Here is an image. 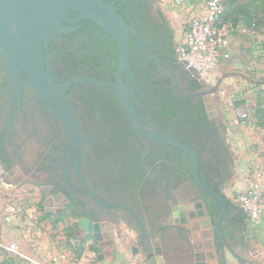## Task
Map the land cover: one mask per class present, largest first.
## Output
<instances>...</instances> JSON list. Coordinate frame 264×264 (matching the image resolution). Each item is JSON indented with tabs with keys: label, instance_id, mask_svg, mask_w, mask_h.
Segmentation results:
<instances>
[{
	"label": "flooded vegetation",
	"instance_id": "flooded-vegetation-1",
	"mask_svg": "<svg viewBox=\"0 0 264 264\" xmlns=\"http://www.w3.org/2000/svg\"><path fill=\"white\" fill-rule=\"evenodd\" d=\"M104 1L142 39L143 46L129 37L133 82L121 75L139 125L193 150L199 179L225 197L221 233L233 248L230 238L242 230L244 214L224 193L233 155L213 107L207 108L201 75L172 51L173 32L154 0ZM67 17L68 31L42 44L40 53L34 49L31 74L14 76L0 47V163L6 177L18 188L39 186L46 212L61 217L71 208L74 237L90 235L108 245L113 225L124 223L136 228L133 251L149 264H207L211 249L223 260L227 248L216 232L222 203L197 184L185 151L134 125L117 86L114 36L78 12ZM197 81L202 87H195ZM63 102L77 120V137ZM89 221L110 226L97 229ZM203 225H209V237Z\"/></svg>",
	"mask_w": 264,
	"mask_h": 264
},
{
	"label": "rangeland",
	"instance_id": "rangeland-1",
	"mask_svg": "<svg viewBox=\"0 0 264 264\" xmlns=\"http://www.w3.org/2000/svg\"><path fill=\"white\" fill-rule=\"evenodd\" d=\"M154 1L168 21L177 48L185 39L190 21L204 12L207 0H184L181 5H177L175 0ZM246 2L250 1L236 0L237 4ZM259 5L258 16H263L261 1ZM226 34L231 44V57L201 78L203 90L208 91L226 74L217 91L208 96L225 142L233 155L232 176L224 185V193L234 205L241 207L240 197L250 190V181L256 190L263 192L264 199V127L257 125L252 116L253 108L259 102L261 108H264V84L261 83L264 79V27L247 29L240 25L234 30L228 26ZM244 112L248 114L246 120L242 119ZM5 184L0 185V206L9 199L5 198L6 188H9ZM44 201L39 186L30 191L24 188L16 192L10 201L16 208L17 222H21L19 226H14L19 231L22 229L19 233L23 237H19L17 243L20 249H27L26 243L32 242L26 238L30 234V239L48 241L55 245L67 261L66 264H120L115 249L117 247L102 245L90 235L84 239L72 235L76 220L71 208H67L63 216L57 217L53 212L45 211ZM260 219L252 221L246 217L240 233L230 238L233 249L237 253L240 251L239 254L247 259L248 264V259L254 257L264 264V224L258 223ZM122 227L125 235L122 241L126 245L128 258L120 260L123 264H149L145 255L140 253L136 257L132 252V247L137 245L136 228H130L124 223ZM258 227L262 233L260 236L254 233ZM255 239L257 241H253ZM113 241L116 246L120 243L116 239ZM225 254L230 264H241L227 250Z\"/></svg>",
	"mask_w": 264,
	"mask_h": 264
},
{
	"label": "water",
	"instance_id": "water-1",
	"mask_svg": "<svg viewBox=\"0 0 264 264\" xmlns=\"http://www.w3.org/2000/svg\"><path fill=\"white\" fill-rule=\"evenodd\" d=\"M70 11L79 13V19H90L96 22L103 30L110 32L116 39L120 52V64L117 69V80L120 88H122L121 98L125 103L129 115L139 131L143 130L151 137L175 146L185 151L190 158L193 176L197 184L211 196L215 197L222 203V211L218 217L216 224V232L220 241L226 246L227 250L241 263L248 264L247 259L237 253L225 240L221 233V220L226 211L225 197L203 183L196 172L197 158L193 150L172 136L161 131H147L143 129L138 121L137 115L133 110L132 101L127 95V87L121 81V75L126 72L129 77V83L133 82V75L129 62V37L134 35L139 39L142 46L141 37L133 31L125 22L123 17L117 12L113 3L104 0H0V47L3 50V57L8 63V68L14 73V76L20 77L21 71L26 70L31 74L34 69V49L41 52V46H47L48 42L53 40L57 35L68 31L64 22L71 21L67 15ZM226 74L221 76L217 84L208 91L203 93L213 94L217 91L221 81ZM42 82H38L37 87H41ZM207 96V108L210 110L213 104ZM63 109L69 112L68 125L73 136L78 135V129L75 126L77 120L71 109L63 102ZM91 226L99 229L101 226H110L108 222L94 223L89 221ZM108 237H112L113 233L108 232ZM204 237H209L211 231L209 225H203ZM208 247V243L205 245ZM210 259L207 264H218L215 258V252L211 249L207 252ZM223 260L226 263V254L223 251ZM227 259V258H226ZM205 263V262H203Z\"/></svg>",
	"mask_w": 264,
	"mask_h": 264
},
{
	"label": "built area",
	"instance_id": "built-area-1",
	"mask_svg": "<svg viewBox=\"0 0 264 264\" xmlns=\"http://www.w3.org/2000/svg\"><path fill=\"white\" fill-rule=\"evenodd\" d=\"M183 1L175 0L177 5H181ZM223 11V0H207L204 12L190 21L186 28L184 41L176 48L180 60L201 76H205L215 66L231 57V44L226 34L228 26H219L220 15ZM247 117V113L244 112L242 119L246 120ZM5 183L6 171L0 163V185ZM250 186V190L240 197V205L252 221H257L264 211L263 192L256 190L252 181H250ZM5 211V220L11 222L16 217V208L6 205ZM0 246L15 255L16 264H24V262L25 264H41L26 256L15 242L7 246L0 242Z\"/></svg>",
	"mask_w": 264,
	"mask_h": 264
},
{
	"label": "crops",
	"instance_id": "crops-1",
	"mask_svg": "<svg viewBox=\"0 0 264 264\" xmlns=\"http://www.w3.org/2000/svg\"><path fill=\"white\" fill-rule=\"evenodd\" d=\"M225 62V60H224ZM6 183L5 185H9V188L7 189V197L5 198H9L7 201L4 202V204H2V206H0V242L7 246L9 245L11 242H15V243H19V237H23L19 232L22 230H17L15 229V225L19 226L21 224V222H17L16 217L13 218L14 222H7L5 220V206L6 205H12L10 203V201L12 200V198H14V194L16 192H21V190H23L24 188H18L16 187L14 184H12L8 178L6 177ZM29 191L33 190L32 187L28 186ZM1 198V197H0ZM16 220V221H15ZM258 223H261L262 225L264 224V213L261 216V219ZM259 224V227L260 225ZM264 226V225H263ZM22 227V226H21ZM255 228L254 233L256 235H261V231L260 228ZM123 227H122V223L118 225H113L112 231H113V240H119L120 243L118 246H116V244H114V241L111 244H108L109 246H113L115 249H117V252L119 254V257L117 260H119L120 264H123L122 260H126L128 258L127 252H126V245L125 243L122 241L123 240V236L125 237V235H123ZM30 236V234H29ZM27 236L26 238L28 240H31L32 242L30 244L26 243V247L27 249H23L21 248V251L28 257L37 260L38 262H40L41 264H66L67 261L63 258V255L59 254V252L57 251L55 245H53L52 243L48 242V241H40L37 242L34 240V238H31ZM32 237V236H31ZM259 238V237H257ZM253 241H257V239L253 240ZM28 242V241H26ZM117 243V241L115 242ZM135 246L132 247V252L133 254H135V256L137 257L141 252H134ZM239 253H241L240 251H238ZM142 254V253H141ZM60 255V256H59ZM242 255V254H240ZM215 259H218V255L216 254ZM250 264H261L258 258H252V259H248ZM254 260V261H253ZM209 261V260H207ZM217 261V260H216ZM26 262H24L25 264ZM0 264H16V257L13 253L8 252L4 247L0 246ZM218 264H223L221 261L218 262ZM224 264H230L227 260L226 263Z\"/></svg>",
	"mask_w": 264,
	"mask_h": 264
},
{
	"label": "trees",
	"instance_id": "trees-1",
	"mask_svg": "<svg viewBox=\"0 0 264 264\" xmlns=\"http://www.w3.org/2000/svg\"><path fill=\"white\" fill-rule=\"evenodd\" d=\"M250 2L237 4L236 0H223L224 2V11L220 15L219 26L227 25L231 29L238 28L242 25L247 29H259L264 27V14L263 16H258V8L260 7L259 1H261L262 11L264 13V0H249ZM251 7L252 10H251ZM172 51L176 52L175 43L173 44ZM101 60L100 58H98ZM264 84V79L261 82ZM196 88L202 87L200 81H197L195 84ZM253 118L256 120L257 125L264 127V108H261V103L259 102L256 107L253 108ZM248 115V114H247ZM248 118V117H247ZM226 184V182H225ZM241 213L244 214L241 219V226L245 218H250L249 215L244 211L242 207L239 208Z\"/></svg>",
	"mask_w": 264,
	"mask_h": 264
}]
</instances>
